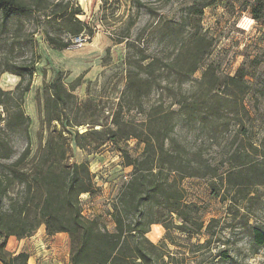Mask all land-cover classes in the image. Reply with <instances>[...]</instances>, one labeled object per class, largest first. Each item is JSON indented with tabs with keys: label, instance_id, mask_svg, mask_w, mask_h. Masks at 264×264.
I'll return each instance as SVG.
<instances>
[{
	"label": "rangeland",
	"instance_id": "1",
	"mask_svg": "<svg viewBox=\"0 0 264 264\" xmlns=\"http://www.w3.org/2000/svg\"><path fill=\"white\" fill-rule=\"evenodd\" d=\"M49 1L52 3L50 7L58 4L63 7L69 2V8H80V18L88 23L93 34L91 37L86 34L83 41L77 42L75 37L63 33L59 24L47 18L44 12L26 16L16 14L5 21L0 17V87L5 91L14 90L21 80L8 69L35 67L32 86L25 95L23 105L30 116L27 131L33 150L47 139L44 86L57 77L67 88L73 89L76 96L68 113L73 123H84L76 126L80 132L92 125L95 129H101V125L114 126L112 120L117 112L124 121H132L141 128L151 121V112L155 107L166 111L177 110L179 82L173 78L167 80L166 73L160 74L159 71L156 75L161 88H153L143 98L141 106L128 108V102L123 99L126 76L130 69H134L131 63L145 57L149 58L144 63L154 57L164 62L173 58L184 41L198 30L213 41V46L200 69L184 82V91L189 97L205 94L200 88V80L209 65L216 69L220 81L243 69L249 86L243 96L245 112H241L240 122L232 105L225 106L224 124L217 127L202 125L198 121L190 123L177 116L175 135L190 151H199L205 161L217 166L220 173L229 170V154L241 146L252 151L251 160L264 164V14L260 20L252 18L250 11L256 0H199L195 9H200L205 1L212 3L204 8L202 14L192 13V0ZM245 21L248 24H244ZM48 34L71 39V45L57 50L49 44ZM167 82L174 85L176 96L162 89ZM219 92L221 89L208 95ZM14 103V100L9 101L7 106L12 107ZM0 115L6 116L4 105H0ZM1 127H4V122L0 120ZM27 131L21 128L7 132L16 152L12 160L25 148ZM93 147L83 150L72 142L71 161H88L100 187L97 193L81 195L83 214L88 218H97L112 231L115 228L110 214L112 206L131 173V168L124 165L120 147L133 157H140L144 144L131 138L119 145L108 142L96 149ZM2 162L9 161L0 160ZM211 181L209 176H194L182 182L185 199L197 206L196 217L204 228L192 239L174 234L177 246L168 241L171 251L183 259L175 263L264 264V246L253 242L246 226L255 225L264 230V185L249 187V192L255 197L251 209L248 212L241 209V214L233 218L234 215L227 213L225 205L213 193ZM220 189L222 194L226 192V187ZM235 192L239 194L237 188L230 190L231 195ZM243 213H247L245 217H242ZM163 219L168 220L166 216ZM213 219L216 220L212 222L213 234L210 235L206 227ZM166 233L164 227L157 223L152 225L148 235L160 243ZM47 235V232L45 234L38 229L31 235L35 238L12 236L7 248L12 252L25 251L40 264H65L71 253L69 235ZM200 243L205 244L199 247Z\"/></svg>",
	"mask_w": 264,
	"mask_h": 264
},
{
	"label": "trees",
	"instance_id": "2",
	"mask_svg": "<svg viewBox=\"0 0 264 264\" xmlns=\"http://www.w3.org/2000/svg\"><path fill=\"white\" fill-rule=\"evenodd\" d=\"M198 1L192 0V13L202 14L204 8L212 4L205 1L200 9H195ZM51 4L49 0H0V17L5 21L16 14L26 16L44 12L47 18L59 24L63 33L72 37L92 36V29L80 18V8H69V2L63 7H59L61 4L50 7ZM250 13L252 18L260 20L264 14V0H256ZM47 40L57 50L71 45V39L49 34ZM212 46L213 41L197 30L184 41L173 58L164 62L154 57L144 63L149 58L145 57L131 63L134 69L127 73L123 94L128 108L141 106L143 98L153 88H161L157 71L160 74L165 72L167 80L176 79L180 88L176 101L178 109L166 111L155 107L151 121L141 128L132 121H124L117 112L112 120L114 126L101 125V129H95L92 125L80 132L76 126L84 123H73L68 113L76 100L73 89L67 88L60 77L55 78L44 86V124L48 135L46 142L36 150L32 148L27 131L30 116L23 107L25 95L32 86L35 67L8 69L21 80L14 90L5 91L0 87V105H4L6 113L5 117L0 115L4 122V127L0 128V160L9 161L0 163L2 264H29V253L10 251L8 240L12 236L20 239L31 236L42 225L48 235H69L71 264H177L175 261L183 259L171 251L168 241L177 246L174 234L192 239L204 228L196 217L197 206L185 199L182 182L187 177L209 176L213 193L225 205L227 213L234 215L233 218L241 214V209L246 212L251 209L255 197L249 187L264 185V164L250 159L252 151L249 148L241 146L231 151L228 157L231 166L225 173H220L217 166L205 161L199 151H190L175 135L177 116L190 123L198 121L202 125L217 127L224 124L225 106L229 104L242 121L241 112H245L243 96L249 87L243 69L220 81L216 69L209 65L200 80V88L205 94L189 97L184 91V82L200 69ZM174 88L168 82L162 87L176 96ZM217 89L221 92L208 95ZM13 100L15 106H7V102ZM21 128L27 131L28 141L20 155L12 160L16 152L7 132ZM131 138L142 142L144 149L140 157H133L120 147L124 165L131 168V173L113 203L110 214L115 228L111 231L97 218L83 214L81 195L97 193L100 187L88 161H71L72 142L85 150L93 146L96 149L108 142L119 145ZM222 186L226 187L224 194L221 193ZM236 188L239 194L231 195L230 190ZM246 214L243 213L242 217ZM215 220L206 227L210 235ZM157 223L167 232L160 243L148 235L152 225ZM246 226L253 242L264 246V230L255 225ZM204 244L200 243L199 247ZM225 257L229 255L225 253Z\"/></svg>",
	"mask_w": 264,
	"mask_h": 264
},
{
	"label": "crops",
	"instance_id": "3",
	"mask_svg": "<svg viewBox=\"0 0 264 264\" xmlns=\"http://www.w3.org/2000/svg\"><path fill=\"white\" fill-rule=\"evenodd\" d=\"M44 232L45 234H46V230H45V227H41V228H39V232ZM59 234H67V233H59ZM38 235V234H37ZM47 236H50V235H47ZM55 235H51V237H54ZM32 238H35L36 236H31ZM18 253V252H17ZM34 258V259H33ZM46 258H48V257H46ZM32 260L34 261V263L32 262ZM41 262H39V263H37L36 262V258L35 257H33V256H31L30 255V259H29V264H40ZM62 264V263H61ZM64 264V263H63ZM65 264H71V262H70V258H69V254H68V257H67V260H66V263Z\"/></svg>",
	"mask_w": 264,
	"mask_h": 264
},
{
	"label": "built area",
	"instance_id": "4",
	"mask_svg": "<svg viewBox=\"0 0 264 264\" xmlns=\"http://www.w3.org/2000/svg\"><path fill=\"white\" fill-rule=\"evenodd\" d=\"M83 40H84V38H83L82 35L81 36H78V37H75V41H77V42H81Z\"/></svg>",
	"mask_w": 264,
	"mask_h": 264
},
{
	"label": "bare ground",
	"instance_id": "5",
	"mask_svg": "<svg viewBox=\"0 0 264 264\" xmlns=\"http://www.w3.org/2000/svg\"><path fill=\"white\" fill-rule=\"evenodd\" d=\"M244 24H248V22H246V21H245V23H244Z\"/></svg>",
	"mask_w": 264,
	"mask_h": 264
}]
</instances>
